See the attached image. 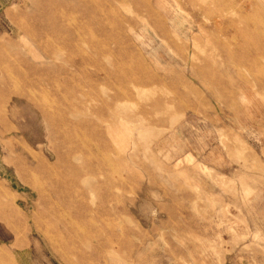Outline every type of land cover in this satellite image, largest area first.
<instances>
[{
	"label": "rangeland",
	"instance_id": "374dc122",
	"mask_svg": "<svg viewBox=\"0 0 264 264\" xmlns=\"http://www.w3.org/2000/svg\"><path fill=\"white\" fill-rule=\"evenodd\" d=\"M214 1L0 0V264H264V0Z\"/></svg>",
	"mask_w": 264,
	"mask_h": 264
},
{
	"label": "bare ground",
	"instance_id": "6f19581e",
	"mask_svg": "<svg viewBox=\"0 0 264 264\" xmlns=\"http://www.w3.org/2000/svg\"><path fill=\"white\" fill-rule=\"evenodd\" d=\"M82 1H83V0H82ZM190 1H191L193 4H194V2L198 4V0H190ZM213 1H214V0H213ZM84 2H85V1H84ZM214 2H215V1H214ZM61 4H62V3H61ZM199 4H200V3H199ZM213 4H214V3H213ZM216 4H217V0H216L215 5H216ZM202 5H203V4H202ZM206 5H208V4L206 3ZM219 5H220V3H219ZM87 6H88V5H87ZM204 6H205V4H204ZM88 7H89V6H88ZM110 7H111V6H110ZM90 9H91V8H90ZM198 9H199V8H198ZM109 11L111 12V9H110ZM200 11H201L202 14H205V13H207V12L209 11V7H206V6H205V7H201V10H200ZM147 14H149V13H147ZM149 15H150V14H149ZM149 15H148V16H149ZM111 17H112V16H111ZM111 17H110V20L113 19V21H115V19H114L113 17H112V19H111ZM104 18H105V16H104ZM122 18H123V17H122ZM118 19H119V18H118ZM123 19H124V18H123ZM105 20H106V19H105ZM121 20H122V19H121ZM230 20H231V19H230ZM106 21H107V20H106ZM122 21H123V20H122ZM102 22H103V21H102ZM110 22H111V21H110ZM104 23H105V22H104ZM118 23H119V22H118ZM82 24H83V23H82ZM100 24H102V23H100ZM105 24H106V23H105ZM109 24H110V25H114V22H113V24H111V23H109ZM120 24H121V23H120ZM74 25H75V24H74ZM115 25H116V24H115ZM107 26H108V25H106V28H107ZM65 27H66V26H65ZM81 27H82V26H81ZM110 27H111V26H110ZM118 27H119V25H118ZM82 28H83V27H82ZM86 28H87V27H86ZM100 28H101V27H100ZM102 28H103V27H102ZM111 29H112V28H111ZM71 30H72V29H71ZM76 30H77V28H76ZM85 30H86V29H84L83 31L85 32V35H86V31H87V30H86V31H85ZM103 30H105V29H103ZM107 30H108V29H107ZM113 30H114V29H113ZM116 30H117V29H116ZM119 30H121V29H119ZM119 30H118V31H119ZM79 31H80V30H79ZM81 31H82V30H81ZM101 31H102V30H101ZM105 31H106V30H105ZM111 31H112V30H111ZM114 31H115V30H114ZM114 31H113V33H115V34H116V32H118V31H116V32H114ZM75 32H76V31H75ZM80 33H81V32H80ZM102 33H103V32H102ZM118 33H119V32H118ZM75 34H77V33H75ZM119 34H120V33H119ZM109 35H110V34H109ZM65 36H66V35H65ZM86 36H87V35H86ZM107 36H108V34H107ZM114 36H116V35H114ZM104 37H105V35H104ZM77 38H78V37H77ZM113 38H114V37H113ZM113 38H112V39H113ZM75 39H76V38H75ZM100 39H101V38H100ZM105 39H106V38H105ZM78 40H80V39L78 38ZM108 40H109V39H108ZM113 40H114V39H113ZM69 41H70V39H69ZM76 41H77V40H76ZM101 41H102V40H101ZM103 41L105 42V44H107V42H111V41H107V42H106L105 40H103ZM103 41H102V42H103ZM116 41H117V39H116ZM64 42H66V40H65ZM72 42H73V41H72ZM78 42H80V41H78ZM95 42H96V41H95ZM118 42H119V41H118ZM67 43H68V42H67ZM69 43H70V42H69ZM82 43H83V42H82ZM91 43H92V40H91ZM98 43H100V42H98ZM114 43L117 44V46H119L118 44H119L120 42H119V43L114 42ZM65 44H66V43H65ZM77 44H78V43H77ZM94 44H95V43H94ZM109 44H110V43H109ZM111 44H112V42H111ZM66 45H67V44H66ZM75 45H76V43H75ZM90 45H91V44H90ZM95 45H96V44H95ZM112 45H113V44H112ZM69 46H70V45H69ZM69 46H68V47H69ZM73 46H74V45H72L71 47H73ZM77 46L80 47V43H79ZM77 46H76V48H77ZM97 46L102 47L101 44L96 45V48H99V47H97ZM68 49H69V48H68ZM72 49H73V48H72ZM72 49H71V50H72ZM91 55H92V54H91ZM92 56H94V55H92ZM92 56H91V57H92ZM99 56H100V55H99ZM99 56H98V57H99ZM89 58H90V57H89ZM87 59H88V58H87ZM101 59H102V58H101ZM101 59L99 58V60H101ZM91 60H92V59H91ZM94 60H95V59H94ZM82 61H83V59H82ZM86 61H87V60H86ZM101 61H102V60H101ZM96 62H97V61H96ZM97 63H98V62H97ZM88 148H89V147H88Z\"/></svg>",
	"mask_w": 264,
	"mask_h": 264
},
{
	"label": "crops",
	"instance_id": "0c3cea01",
	"mask_svg": "<svg viewBox=\"0 0 264 264\" xmlns=\"http://www.w3.org/2000/svg\"><path fill=\"white\" fill-rule=\"evenodd\" d=\"M152 25H153V29L154 30H157V31H159L161 33V35L163 37L162 42L164 44H166L167 46H169L170 48L176 49L175 48V44L173 42V39L169 36L168 33L164 32V30L162 29L163 26H162L161 22H155L153 20Z\"/></svg>",
	"mask_w": 264,
	"mask_h": 264
}]
</instances>
